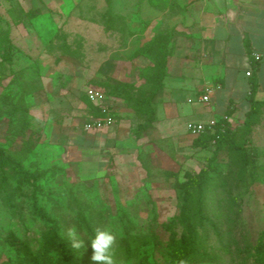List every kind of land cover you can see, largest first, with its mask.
<instances>
[{
	"label": "rangeland",
	"instance_id": "rangeland-1",
	"mask_svg": "<svg viewBox=\"0 0 264 264\" xmlns=\"http://www.w3.org/2000/svg\"><path fill=\"white\" fill-rule=\"evenodd\" d=\"M148 1L153 6L152 14L142 16L138 11L128 14L122 8L121 0H116L115 4L113 1L108 4L106 0H63L52 4L47 0L38 16L29 20L20 0H0V15L9 22L10 39L18 50L14 69L22 73L23 81L36 80L40 85V90L26 100L35 104L36 108L40 106L39 102H43L48 93L44 91L45 87L58 95L72 90L81 101L86 99V90H99L114 123L123 117L117 114L121 106L128 112L126 119L134 130L141 121L126 101L109 97L105 85L128 84L136 91L148 87L147 79L152 73L154 56L150 53V44L158 34H170L166 29L167 20L164 26L156 21L162 7L155 8V1ZM154 10L157 12L154 13ZM12 15L17 19L16 23L12 22ZM58 33L66 34L67 43L72 46L80 44L81 59L57 58L47 54L46 46ZM166 50H170L168 45ZM37 72L39 78H36ZM12 87L13 91L17 90L16 85ZM255 98L262 103V108L258 123L250 134L245 136L241 133L242 120L232 126L237 129L238 142L249 140L246 148L253 161L236 194L240 208L237 231L251 246L264 238V80ZM42 107L37 109L42 112ZM113 107L116 111L112 110ZM7 123L8 119L0 116V143L3 146L13 139ZM71 124H76V121H71ZM42 131L40 124L31 118L27 135L33 133L30 138L33 147L25 160V168L30 172L44 173L39 182L42 190L37 196V205L50 221L45 222L32 214L27 197H22L23 201L21 198L15 200L18 206L15 213L0 202V263L15 258V253L4 242L9 232L36 250L42 243L43 232L54 222L60 235L66 239L65 230L75 226L87 244L91 236L79 224L77 212L80 210L93 232L97 227H108L116 234L114 252L117 264H138V258L125 261L120 257V239L126 234L137 236L144 242L140 248L141 256L156 254V241L164 243L168 239V233L160 224L177 213V185L184 181V174H198L212 162L220 165L223 171L226 169L227 158L221 151H214V148L193 149L190 139L187 144L163 139L156 143L152 151L145 152L148 157L144 160L152 166L150 176L139 167L138 173L135 169L131 173L126 166L114 168L110 165L102 177L86 178L80 164L78 166V154L73 147L67 141L58 145L44 142ZM20 144V140L14 138L10 148L16 150ZM136 163L139 164L137 160ZM161 171L177 172L178 177L166 179ZM219 198L225 199V196L221 194ZM210 239L213 243L211 233ZM205 250L213 260L203 264H255L253 257H239L236 253L228 255L217 248L208 247ZM81 254L89 264H95L90 260V245L82 248Z\"/></svg>",
	"mask_w": 264,
	"mask_h": 264
},
{
	"label": "trees",
	"instance_id": "trees-1",
	"mask_svg": "<svg viewBox=\"0 0 264 264\" xmlns=\"http://www.w3.org/2000/svg\"><path fill=\"white\" fill-rule=\"evenodd\" d=\"M38 9H30L25 12V17L31 20L38 16ZM12 22L17 19L11 16ZM170 35L158 34L150 44V53H153L152 73L148 77V87L136 91L131 85L118 83L113 86L105 85L108 96L119 98L127 102L133 114L141 121L133 130V135L138 139L144 132L153 127L156 122L155 98L162 87L166 75L168 58L171 51L166 50ZM46 52L54 57H68L81 59L80 44L72 46L67 43L66 34L58 33L46 46ZM18 50L10 39V24L0 15V116L8 119V130L11 137L20 140L18 149H11L12 141L7 146L0 143V202L12 213L18 209L17 198L27 197L31 212L34 216L50 221L44 211L37 205V196L41 193L40 180L44 173L30 172L25 168V160L33 147L31 136L27 135L31 127L29 114L30 103L26 98L40 90L37 82L23 81L22 73L14 69V60ZM254 69H258V61L254 62ZM37 71V70H36ZM251 75V72H250ZM10 78L7 83L4 82ZM36 78H39L38 72ZM250 78V92L247 96L248 111L242 120L241 133L249 135L253 126L258 123L262 103L255 96L259 88L258 80L254 76ZM16 85L17 90L13 91ZM85 103L90 108L93 116H100L98 108L87 99ZM229 115V111H228ZM223 132L216 135L208 133L193 139L194 149L214 148L221 151L227 158L226 169L223 171L220 165L211 163L198 174L185 173L184 181L178 183V207L177 213L167 222L160 224L168 233V239L162 243L156 241V254L141 256V238L126 234L119 241L120 257L129 261L138 258V264H178L183 259L186 264H203L213 260L206 248H217L221 252L237 256L253 257L255 264H264V238H260L255 246H251L242 233H238L240 208L237 202V193L244 180L246 171L252 165L251 155L246 148V143L238 142L237 129L229 122L221 121ZM10 145V146H9ZM148 155L142 150L136 154L138 167L145 169L150 176L152 166L146 161ZM141 162V163H140ZM166 179H177V172L161 171ZM25 190H29V194ZM224 195L225 199L219 198ZM23 201V199L21 200ZM79 224L91 237L94 232L81 211L77 212ZM213 234V243L210 239ZM4 242L15 253V258H8L0 264H89L80 250L70 247L68 239L62 237L57 225H51L43 232V240L38 249L34 250L30 245L19 240L9 232ZM150 258V259H149Z\"/></svg>",
	"mask_w": 264,
	"mask_h": 264
},
{
	"label": "crops",
	"instance_id": "crops-1",
	"mask_svg": "<svg viewBox=\"0 0 264 264\" xmlns=\"http://www.w3.org/2000/svg\"><path fill=\"white\" fill-rule=\"evenodd\" d=\"M46 1L20 0V3L28 11L44 9ZM48 1L53 4L63 0ZM121 1L128 14L136 11L142 16L152 14L153 6L148 0ZM154 1L155 8L163 9L156 21L164 26L167 20L171 54L155 98L156 122L151 129L136 139L133 125L126 119L129 114L120 106L117 114L123 116L121 120L107 129L85 132L82 124L93 115L72 90L58 95L45 87L48 93L39 102L42 112L37 109L40 104L37 108L30 104V116L43 129L44 142L58 145L67 141L78 154L77 163L86 178L102 177L110 165L126 166L128 171L135 169L138 173L137 150L152 151L163 139L179 144H187L189 139L193 142L187 132L190 123L216 120L234 126L244 119L249 108V77L255 74L259 85L264 80V0ZM253 54L259 57L258 69L253 68ZM206 89L209 100L202 103L199 97ZM259 89L260 86L255 97ZM112 110L116 111V107Z\"/></svg>",
	"mask_w": 264,
	"mask_h": 264
},
{
	"label": "built area",
	"instance_id": "built-area-1",
	"mask_svg": "<svg viewBox=\"0 0 264 264\" xmlns=\"http://www.w3.org/2000/svg\"><path fill=\"white\" fill-rule=\"evenodd\" d=\"M254 61H258L259 57L256 54L252 55ZM246 76H250V72H246ZM86 99L98 108L100 116L89 117L83 124L82 129L85 132L99 131L107 129L114 124V121L109 113L108 106L103 103L104 96L99 90L88 89L85 92ZM209 100V89L205 90V93L199 97V101L207 103ZM218 131L223 132V125L216 120H211L206 123H190L187 126V132L194 136V138L203 135L210 134L216 135Z\"/></svg>",
	"mask_w": 264,
	"mask_h": 264
},
{
	"label": "clouds",
	"instance_id": "clouds-1",
	"mask_svg": "<svg viewBox=\"0 0 264 264\" xmlns=\"http://www.w3.org/2000/svg\"><path fill=\"white\" fill-rule=\"evenodd\" d=\"M64 235L67 237L70 247L74 250L86 249L90 245V260L95 264H117L114 252L117 236L110 228H95L94 236L90 238L87 244L81 238V234L75 226L68 227ZM178 264H186V261L181 259Z\"/></svg>",
	"mask_w": 264,
	"mask_h": 264
}]
</instances>
